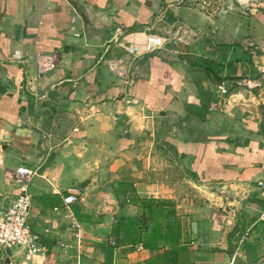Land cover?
Segmentation results:
<instances>
[{
	"label": "crops",
	"instance_id": "crops-1",
	"mask_svg": "<svg viewBox=\"0 0 264 264\" xmlns=\"http://www.w3.org/2000/svg\"><path fill=\"white\" fill-rule=\"evenodd\" d=\"M148 34L165 44L147 50ZM39 54L55 66L38 73ZM217 75L261 84L211 107ZM158 150L173 162L156 164ZM21 165L36 171L34 264H137L170 247L109 237L118 217L143 210L122 199L128 184L135 196L170 198L178 221L179 179L204 184L209 201L185 204L195 213L179 228L190 240L181 237L176 264H229L241 225L249 235L236 260L264 259V0H0V201L18 193L9 173ZM73 186L88 219L62 205ZM6 255L25 264L19 246H0Z\"/></svg>",
	"mask_w": 264,
	"mask_h": 264
},
{
	"label": "built area",
	"instance_id": "built-area-1",
	"mask_svg": "<svg viewBox=\"0 0 264 264\" xmlns=\"http://www.w3.org/2000/svg\"><path fill=\"white\" fill-rule=\"evenodd\" d=\"M120 30V27H117ZM146 49L154 50L165 44V38L157 34H148L146 39ZM38 73H42L52 68L56 64V58L50 55L39 54L36 56ZM115 68L112 62L109 64ZM123 82L128 83V69L123 70ZM261 82L256 77L242 76L238 78L222 79L213 84L214 92L211 107L223 104L225 96L232 89L251 90L260 86ZM35 169L26 165H21L9 173V178L18 188V193L7 200L0 201V246L10 248L19 246L24 253L25 264H34V257L40 253L39 234L32 228L30 222L31 195L28 189V182L35 174ZM80 188L70 187L66 193L61 195L62 205L69 206L77 201ZM56 208V207H55ZM71 225L74 227V236L81 240L83 233L78 220L71 217ZM249 235V227L238 226L234 230L232 240L235 250L232 253L229 264H264V259L257 261H238L236 255ZM111 244L115 245V237H109ZM140 247V245H138Z\"/></svg>",
	"mask_w": 264,
	"mask_h": 264
},
{
	"label": "trees",
	"instance_id": "trees-1",
	"mask_svg": "<svg viewBox=\"0 0 264 264\" xmlns=\"http://www.w3.org/2000/svg\"><path fill=\"white\" fill-rule=\"evenodd\" d=\"M214 82L222 79L220 75L213 76ZM214 92V87H211ZM125 187V188H124ZM123 187V200L126 198L137 202L143 207L141 214L122 215L117 218L116 224L112 229L115 237V244L130 242L143 243L149 248L159 249L158 242L172 244L170 247L157 251L148 259L137 264H176L177 253L185 247L182 243L180 224L175 218V223L169 217L175 213L174 203L170 198L145 196L138 197L134 194L131 184ZM67 192V191H66ZM65 192V193H66ZM73 214L79 218L88 219L89 216H82L78 212V206L73 202L71 205Z\"/></svg>",
	"mask_w": 264,
	"mask_h": 264
},
{
	"label": "rangeland",
	"instance_id": "rangeland-1",
	"mask_svg": "<svg viewBox=\"0 0 264 264\" xmlns=\"http://www.w3.org/2000/svg\"><path fill=\"white\" fill-rule=\"evenodd\" d=\"M198 1H201V0H198ZM158 123L162 124V122H158ZM163 138L164 137H163L162 133L161 134L159 133L158 136H155V141H154L155 144H153V148L157 149V144L156 143H159L160 140L162 141ZM144 141H145L144 143L150 142L148 137H146L144 139ZM153 158H154L156 164H157V162H161V165H162V163H164V160H167L166 161L167 163L169 161L173 162L174 153L171 150L170 152L166 151V153L163 154L162 151L159 152V150H158V152H156V154L153 153ZM175 160H176V158H175ZM149 169L154 172L153 176L158 174V173L163 172L162 171V166H160V168H156V166H155L154 168H149ZM164 171H165L164 174L168 175L166 177L164 176L165 179L170 180V182H171V180H177L176 176H178V172H176V170H174L175 172L174 171L171 172V169H164ZM181 178H182V176H181ZM176 187H177V192H178L177 193L178 195L176 196V198H178L177 200H178L179 203H182V205L179 206V210L181 211L180 212L181 214L179 215V219H178L179 224H180V228L182 229V228H185V227L188 226V221L190 219V216H192V214L195 213V212H193L191 210L190 207L186 206L185 204L190 203V204H193L191 206H198L199 207V206L204 205L205 201L208 202L209 200L205 196L206 195L205 192H206L207 189H205L204 184L196 183V185H193L191 182H188V181L186 182V181H184V179H179V184L176 185ZM214 191L219 192L220 190L218 188H215ZM119 204H120V206H123L122 205L123 204L122 200H120ZM187 208H189L191 211L187 210ZM233 235H234V230H233V232L230 235V239H231V242H230L231 243V254L235 250L233 248L234 244L232 242V240L234 239ZM181 237L183 238L184 241H189L190 240L188 232H185V234H184V232H182L181 233Z\"/></svg>",
	"mask_w": 264,
	"mask_h": 264
},
{
	"label": "water",
	"instance_id": "water-1",
	"mask_svg": "<svg viewBox=\"0 0 264 264\" xmlns=\"http://www.w3.org/2000/svg\"><path fill=\"white\" fill-rule=\"evenodd\" d=\"M244 93V89H232L228 95L226 96L225 99V104H229L231 103L233 100H235L236 98H239L243 95ZM0 264H10V256L6 255L5 257H3L2 259H0Z\"/></svg>",
	"mask_w": 264,
	"mask_h": 264
}]
</instances>
